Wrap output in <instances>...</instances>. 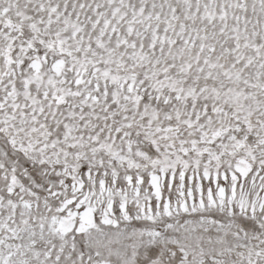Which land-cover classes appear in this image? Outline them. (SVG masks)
I'll return each instance as SVG.
<instances>
[{
  "label": "rangeland",
  "instance_id": "obj_1",
  "mask_svg": "<svg viewBox=\"0 0 264 264\" xmlns=\"http://www.w3.org/2000/svg\"><path fill=\"white\" fill-rule=\"evenodd\" d=\"M0 264H264V0H0Z\"/></svg>",
  "mask_w": 264,
  "mask_h": 264
}]
</instances>
